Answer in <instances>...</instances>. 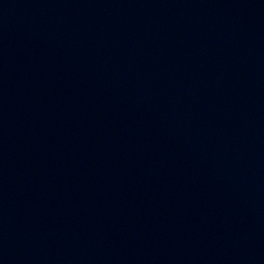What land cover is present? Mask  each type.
I'll return each mask as SVG.
<instances>
[{
    "label": "water",
    "instance_id": "obj_1",
    "mask_svg": "<svg viewBox=\"0 0 264 264\" xmlns=\"http://www.w3.org/2000/svg\"><path fill=\"white\" fill-rule=\"evenodd\" d=\"M0 264H264V0H0Z\"/></svg>",
    "mask_w": 264,
    "mask_h": 264
}]
</instances>
